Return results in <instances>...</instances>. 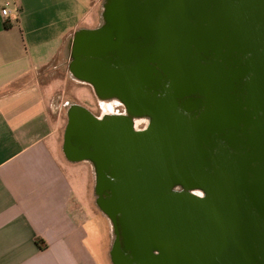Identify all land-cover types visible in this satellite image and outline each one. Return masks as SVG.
Instances as JSON below:
<instances>
[{"label":"water","instance_id":"95a60500","mask_svg":"<svg viewBox=\"0 0 264 264\" xmlns=\"http://www.w3.org/2000/svg\"><path fill=\"white\" fill-rule=\"evenodd\" d=\"M101 10L68 68L126 113L73 104L62 151L92 166L111 263L264 264V0Z\"/></svg>","mask_w":264,"mask_h":264},{"label":"crops","instance_id":"0c3cea01","mask_svg":"<svg viewBox=\"0 0 264 264\" xmlns=\"http://www.w3.org/2000/svg\"><path fill=\"white\" fill-rule=\"evenodd\" d=\"M13 1L18 14L0 13V264H112L92 168L60 150L38 82L100 0Z\"/></svg>","mask_w":264,"mask_h":264},{"label":"rangeland","instance_id":"374dc122","mask_svg":"<svg viewBox=\"0 0 264 264\" xmlns=\"http://www.w3.org/2000/svg\"><path fill=\"white\" fill-rule=\"evenodd\" d=\"M103 2L104 0H100V11L97 14L95 13L96 15L94 13L89 15L88 19H86L85 22L87 23V25L84 28H95L99 25ZM64 49L65 48L62 49L59 59L55 63L47 67L45 70H43V72L40 71V75H38V82L42 87H44V89H46L48 115L51 119L59 124L57 128V135L59 138L61 151L63 144V132L67 120V110L70 106H72L73 104L85 106L94 115L102 117L105 114H108L107 112H109V110L111 111L112 107L120 103L117 101L106 102L100 100L90 84L75 78L69 71L67 58L63 56ZM146 122L147 120L143 118L136 119L135 128L141 129L146 124ZM51 145L53 149L56 146L53 141ZM86 163H88L92 168L89 162ZM93 178L95 180L94 171ZM95 203L96 202L94 201V204ZM95 206V208L99 210L96 204ZM102 214H99V228L101 231V238L103 239V241H106L108 235L107 232L112 231V228L109 219L103 214L106 219H108L107 222Z\"/></svg>","mask_w":264,"mask_h":264},{"label":"flooded vegetation","instance_id":"af4514ba","mask_svg":"<svg viewBox=\"0 0 264 264\" xmlns=\"http://www.w3.org/2000/svg\"><path fill=\"white\" fill-rule=\"evenodd\" d=\"M102 12V10H101ZM101 14V13H100ZM71 38V37H70ZM69 40V39H68ZM67 40V42H68ZM66 42V43H67ZM71 46L65 44V49H64V55L65 57L67 58L68 60V64H69V60H70V54H71ZM110 101H115L114 99L110 100ZM118 102V101H117ZM108 114H114V115H123L124 113H126V108L124 106V104L122 103H118L116 104L114 107H112L111 111L109 110V112H107ZM146 125V124H145ZM145 125L141 128V129H144L145 128ZM141 129H138V130H141Z\"/></svg>","mask_w":264,"mask_h":264},{"label":"built area","instance_id":"2783aa9c","mask_svg":"<svg viewBox=\"0 0 264 264\" xmlns=\"http://www.w3.org/2000/svg\"><path fill=\"white\" fill-rule=\"evenodd\" d=\"M2 7L0 8V13L3 17H7L11 14V6L13 7L14 13L18 14L19 6L13 0H0Z\"/></svg>","mask_w":264,"mask_h":264},{"label":"bare ground","instance_id":"6f19581e","mask_svg":"<svg viewBox=\"0 0 264 264\" xmlns=\"http://www.w3.org/2000/svg\"><path fill=\"white\" fill-rule=\"evenodd\" d=\"M103 101H106V102H108V100H103Z\"/></svg>","mask_w":264,"mask_h":264},{"label":"trees","instance_id":"16d2710c","mask_svg":"<svg viewBox=\"0 0 264 264\" xmlns=\"http://www.w3.org/2000/svg\"><path fill=\"white\" fill-rule=\"evenodd\" d=\"M43 246V245H42Z\"/></svg>","mask_w":264,"mask_h":264}]
</instances>
